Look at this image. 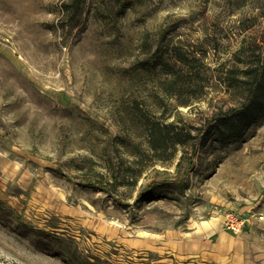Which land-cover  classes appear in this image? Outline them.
I'll use <instances>...</instances> for the list:
<instances>
[{"label":"rangeland","instance_id":"1","mask_svg":"<svg viewBox=\"0 0 264 264\" xmlns=\"http://www.w3.org/2000/svg\"><path fill=\"white\" fill-rule=\"evenodd\" d=\"M178 51L199 80L170 95L146 67ZM262 63L264 0H0V264H264V116L202 142Z\"/></svg>","mask_w":264,"mask_h":264},{"label":"trees","instance_id":"2","mask_svg":"<svg viewBox=\"0 0 264 264\" xmlns=\"http://www.w3.org/2000/svg\"><path fill=\"white\" fill-rule=\"evenodd\" d=\"M75 3L77 4L78 0H75ZM193 61H195L194 57H189L178 51L174 52L171 58L160 56L158 59L148 61L149 65L146 68H150V66L156 68L160 64L161 74L168 83L169 94L174 95L179 94L184 88H188L189 84H194L195 80H199L200 69L192 64ZM234 80L232 78V81ZM232 84L240 96L238 105L231 108L232 110L229 112L216 113L217 115L215 114L209 120L203 133V144L210 138L220 143L239 138L249 124L259 122L264 116V63L260 64L258 68L246 70L243 79H238ZM180 104L187 105L188 102ZM145 129L148 150L152 153L163 154L171 146L176 148L177 144L182 146L190 144L195 150V143H191L190 139L172 122L147 120Z\"/></svg>","mask_w":264,"mask_h":264},{"label":"crops","instance_id":"3","mask_svg":"<svg viewBox=\"0 0 264 264\" xmlns=\"http://www.w3.org/2000/svg\"><path fill=\"white\" fill-rule=\"evenodd\" d=\"M216 223H217L216 219H209V220H206L204 223H202L200 225V227H198V228L199 229H201L203 227L206 228V229L207 228H213L214 226H216ZM182 243L183 242H181V244ZM208 245H209V243L207 244L206 241H202V240L194 241V240H192V241L184 242V245H181V248L183 247L182 250H186L188 252H194L195 250H197V253L198 252L201 253L204 250V248L207 247ZM222 248H224V249H221V250H226V251L231 249V247H228V246H223ZM228 248H230V249H228ZM214 251H216V250L214 249ZM239 251H240V249H239ZM213 254H215V252H213Z\"/></svg>","mask_w":264,"mask_h":264},{"label":"built area","instance_id":"4","mask_svg":"<svg viewBox=\"0 0 264 264\" xmlns=\"http://www.w3.org/2000/svg\"><path fill=\"white\" fill-rule=\"evenodd\" d=\"M228 216H230L231 219H228L229 221H227V225H229V227L232 228L233 230H239V228L241 227V224H244L247 221L246 217L240 218L238 220L234 216H231V215H228ZM232 219H234L235 221Z\"/></svg>","mask_w":264,"mask_h":264}]
</instances>
